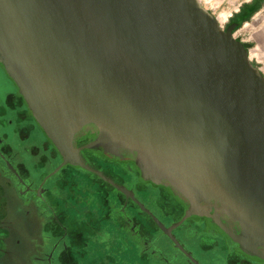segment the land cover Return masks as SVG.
<instances>
[{"label":"water","instance_id":"95a60500","mask_svg":"<svg viewBox=\"0 0 264 264\" xmlns=\"http://www.w3.org/2000/svg\"><path fill=\"white\" fill-rule=\"evenodd\" d=\"M0 66L59 153L49 177L128 157L264 264V76L199 0H0Z\"/></svg>","mask_w":264,"mask_h":264},{"label":"flooded vegetation","instance_id":"af4514ba","mask_svg":"<svg viewBox=\"0 0 264 264\" xmlns=\"http://www.w3.org/2000/svg\"><path fill=\"white\" fill-rule=\"evenodd\" d=\"M81 157L105 179L71 166L49 177L59 153L0 68V264H262L232 243L224 227L238 225L213 206L183 221L190 205L128 157Z\"/></svg>","mask_w":264,"mask_h":264},{"label":"rangeland","instance_id":"374dc122","mask_svg":"<svg viewBox=\"0 0 264 264\" xmlns=\"http://www.w3.org/2000/svg\"><path fill=\"white\" fill-rule=\"evenodd\" d=\"M199 2L214 15L224 30L230 29L231 35L245 47L251 63L264 76V0H199ZM249 12L252 14H248ZM232 22L235 24H231Z\"/></svg>","mask_w":264,"mask_h":264},{"label":"trees","instance_id":"16d2710c","mask_svg":"<svg viewBox=\"0 0 264 264\" xmlns=\"http://www.w3.org/2000/svg\"><path fill=\"white\" fill-rule=\"evenodd\" d=\"M251 12H249L248 14H250ZM252 14V13H251ZM241 20H243V19H241Z\"/></svg>","mask_w":264,"mask_h":264}]
</instances>
